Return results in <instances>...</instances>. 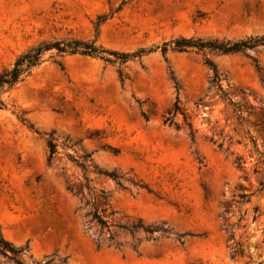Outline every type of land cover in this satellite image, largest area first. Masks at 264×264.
<instances>
[{
  "label": "rangeland",
  "instance_id": "rangeland-1",
  "mask_svg": "<svg viewBox=\"0 0 264 264\" xmlns=\"http://www.w3.org/2000/svg\"><path fill=\"white\" fill-rule=\"evenodd\" d=\"M262 34L264 0H0V71L50 39L132 52ZM4 98L0 234L23 263L264 264V46L124 63L51 50Z\"/></svg>",
  "mask_w": 264,
  "mask_h": 264
},
{
  "label": "trees",
  "instance_id": "trees-1",
  "mask_svg": "<svg viewBox=\"0 0 264 264\" xmlns=\"http://www.w3.org/2000/svg\"><path fill=\"white\" fill-rule=\"evenodd\" d=\"M259 46H264V34L250 36L237 41L202 40L200 38L193 39L191 37H177L168 41H164L161 45L149 48L141 47L132 52H121L105 49L102 46L97 45L95 39L83 40L78 38H67L43 40L18 54L8 67H5L0 71V108L5 105V93L12 90L20 82L24 81L28 76H30L32 72L43 63L45 53L51 50H54L60 55L80 54L97 57L110 63H124L134 58H140L141 56L157 49H160L162 53H165L169 49L177 51L207 49L219 53H232L238 51L242 52L247 49H252ZM206 64L212 71L210 81L211 86L223 100H227L234 106V112H236L238 115V119L244 121V110L238 103L232 101L226 93V90L221 83V74L217 70L216 66L209 59H206ZM178 112L182 113L179 102L176 100L172 112H170V116L165 118V122L169 123V125L173 124L174 118ZM183 116L186 119V116ZM47 144L49 148V159H52L54 154L57 152V144L54 142L53 138H50ZM73 160L76 161V159ZM76 162L82 169H85L84 163L79 161ZM243 163L244 161H242L241 158H236V164L238 167L242 168ZM110 175L113 176V174ZM93 218L100 226H107L106 220L97 211H95ZM123 228L128 231H134L137 229H144L145 231H148V229L144 228L140 224L124 226ZM21 251L22 249L14 248L9 242L5 241L0 234L1 254L5 256L9 255L14 261H16L17 264H25L19 258ZM233 256L234 254L232 257Z\"/></svg>",
  "mask_w": 264,
  "mask_h": 264
}]
</instances>
